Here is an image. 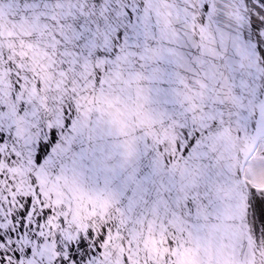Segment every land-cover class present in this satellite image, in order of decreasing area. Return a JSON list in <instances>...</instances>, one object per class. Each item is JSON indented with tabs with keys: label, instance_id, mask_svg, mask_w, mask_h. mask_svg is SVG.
Here are the masks:
<instances>
[{
	"label": "snow or ice",
	"instance_id": "snow-or-ice-1",
	"mask_svg": "<svg viewBox=\"0 0 264 264\" xmlns=\"http://www.w3.org/2000/svg\"><path fill=\"white\" fill-rule=\"evenodd\" d=\"M0 264H264V0H0Z\"/></svg>",
	"mask_w": 264,
	"mask_h": 264
}]
</instances>
